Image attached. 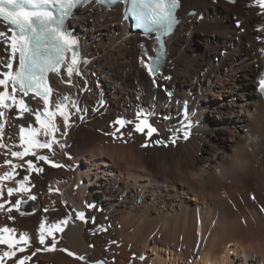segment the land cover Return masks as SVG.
<instances>
[{
	"label": "bare ground",
	"instance_id": "obj_1",
	"mask_svg": "<svg viewBox=\"0 0 264 264\" xmlns=\"http://www.w3.org/2000/svg\"><path fill=\"white\" fill-rule=\"evenodd\" d=\"M121 9L117 5L107 11L93 3L76 10L68 21L78 41L82 77H72L74 86L64 82L71 56L60 76L51 74L50 111L68 97L64 102L70 121L65 127L57 116L59 144L51 151L36 150L65 167L31 155L21 161L0 149V175L11 170L5 159L23 164L11 179L0 181V229L14 230L0 234L29 238L22 257H6L2 264H18L37 247L41 251L25 264H264V96L258 89L264 76V10L256 0H237L235 5L182 0L179 14L199 9L206 17L198 22L184 16L153 77L141 60L150 62L156 41L132 33ZM237 25L246 32L239 34ZM0 31L12 34L1 19ZM197 41L203 44L200 62L190 53ZM222 49L228 50L226 56ZM225 65L229 70L215 75ZM16 96L32 109L43 108L31 93ZM72 102L83 110L77 113ZM185 110L192 121L187 140V129L182 128ZM138 113L150 114L149 123L157 128L152 137L146 129L134 131L142 118ZM14 115L9 110V116ZM120 117L132 122L120 129L123 139L106 135L120 127L114 123ZM10 123L6 132L12 150L22 151L19 126L39 124L34 116ZM176 137L175 144L169 143ZM145 143L148 147L141 146ZM29 159L43 172L28 171ZM21 183L31 191L9 197L7 188L20 189ZM29 196L36 197L40 210L20 216L15 202ZM80 212L84 221L76 218ZM68 217L63 232L54 233L57 250L44 251L38 244L40 225L47 230ZM50 241L46 235L49 246ZM61 248L87 258L76 259ZM7 251L1 244L0 255Z\"/></svg>",
	"mask_w": 264,
	"mask_h": 264
},
{
	"label": "snow or ice",
	"instance_id": "obj_2",
	"mask_svg": "<svg viewBox=\"0 0 264 264\" xmlns=\"http://www.w3.org/2000/svg\"><path fill=\"white\" fill-rule=\"evenodd\" d=\"M102 2V0H97ZM131 7L126 10L125 16L134 17L138 25L142 28L153 30V26H158V30L166 32L171 25L175 22L174 9L177 7V0H130ZM235 2V0H230ZM259 7L264 10V0H256ZM77 0H0V19L11 26V35L6 32L0 31V52L5 53V58L0 59V149H6V154L16 157L24 161V157L33 156L40 161L50 163L53 167L60 168L65 165L53 163L49 160L47 155H37L38 149L52 150L53 145L59 144L56 139V134L60 132V126L56 123L57 116L62 117V123L65 127L69 125L70 115L69 104L64 101L69 100L68 97H62L61 102L55 104V111H50L49 106L52 104L51 97L53 89L47 82L49 73L60 76L62 73V66L66 57V53L71 52V63L66 67V74L68 79L64 81L70 86L72 84V77H82V73L78 67L81 60L78 55V41L62 31L63 19L68 15V10L71 9ZM59 9L63 15L58 19L53 15V11L49 8ZM239 27V25H237ZM158 60L149 58L148 63L144 64L147 71L155 77L159 72ZM18 61V70L14 69V62ZM86 63V61H85ZM61 79L63 77L61 76ZM167 79V77H165ZM10 89V91H9ZM259 91L264 96V76L259 80ZM22 93L24 97L33 94V100L42 103L43 108L32 109L24 99H17L16 93ZM171 96V93H168ZM71 108L75 109L77 113L82 111L75 102L71 103ZM9 110H12L16 115L9 116ZM148 115L146 113H138V117H142L134 125V131L137 133H145L150 138L157 132V128L149 123ZM34 116V123L39 124V128L30 127L28 125L19 126V148L21 150H12L11 138L6 132V128H10L11 119H25ZM168 117H165L167 119ZM82 119V117H81ZM184 121L182 128L187 129L183 132V139L187 140L190 135L192 121L189 117L187 110L184 112ZM115 125H119L114 132L106 133L115 139H123L124 133L120 129L126 127L131 121L118 119ZM179 131V130H177ZM132 135L131 132L128 133ZM39 137H43L41 140ZM50 138V139H49ZM176 138H173L169 143L175 144ZM9 143L6 144L5 141ZM156 144L167 146L164 140H156ZM61 148L64 145H59ZM142 147H148L145 143ZM54 154V153H53ZM4 163L11 166V170L0 175V181L9 180L12 178L13 173L17 167H23V164L14 165L11 159H5ZM27 170L30 172H42V168H36L31 159L26 161ZM24 180L27 181L28 177L25 176ZM19 190L28 191L21 183L20 189L9 187L7 188V195L11 197ZM3 195L2 185H0V197ZM31 200H35V196H30ZM254 199V197H253ZM21 200L15 202V209L17 211L21 208ZM88 207H94L89 204ZM4 208V204L0 203V209ZM12 211V207L8 208ZM46 211V210H45ZM23 214V213H22ZM77 219L84 221V213L80 212L76 216ZM71 220V217L65 218L51 228L45 229V225H40V235L38 244L43 246L46 252L57 250V239L54 235L55 232H63ZM14 230L10 228L0 229V233H12ZM46 235L51 237L50 246L46 243ZM23 243L29 244L27 236H20L19 239L11 235L0 234V244L7 245L10 251L4 252L0 255V264H2L5 257L12 258L16 255V251L12 250L16 245ZM20 252L25 251V247L18 249ZM41 251L40 247L32 253L31 256L24 257L18 261V264H25L30 261L38 252ZM59 251L68 252L67 249H59ZM69 256H75L76 259L85 260L84 256H76L75 253L68 252ZM143 259V257H141ZM103 264V262H98Z\"/></svg>",
	"mask_w": 264,
	"mask_h": 264
},
{
	"label": "rangeland",
	"instance_id": "obj_3",
	"mask_svg": "<svg viewBox=\"0 0 264 264\" xmlns=\"http://www.w3.org/2000/svg\"><path fill=\"white\" fill-rule=\"evenodd\" d=\"M215 4V3H214ZM216 5H218V4H216ZM85 6V5H84ZM83 6V7H84ZM230 13V12H229ZM195 20H196V18H195ZM237 20V19H236ZM198 21V20H197ZM201 21H203V20H200V21H198V22H201ZM234 21V20H233ZM237 28H240V25H239V27H237ZM241 29H245V31L244 32H242V30ZM246 32V28H244V27H242V28H240L239 29V34H244ZM204 37V36H203ZM205 38V37H204ZM197 39H199V38H197ZM232 39H233V37H232ZM235 39V38H234ZM205 40H207L206 38H205ZM247 41V40H246ZM250 42H247V45L249 44ZM196 47H197V49L196 50H193V51H197L198 53H193V51L191 50L190 51V53H192V56H193V58L197 61V62H200L199 60H200V56H204V53L202 52V48H203V44H202V42L201 41H197V43H196V45H195ZM226 51V52H225ZM206 54V53H205ZM221 54L223 55V56H226L227 54H228V50H225V49H222L221 50ZM191 56V57H192ZM215 59H216V61H218L219 59H220V57L217 55V56H215L214 57ZM213 58V59H214ZM194 65V64H193ZM189 66H191L192 67V64L190 63L189 64ZM228 65H225L223 68H220L219 67V70H217L216 72H215V75H219L220 73H223V72H225V71H228L229 69H228ZM209 73V72H208ZM208 73H206V74H208ZM202 74H203V72H202ZM205 74V75H206ZM264 74V72L263 73H261V75H263ZM260 75V76H261ZM97 80L100 82V76L97 78ZM254 86V85H253ZM176 90V89H175ZM173 93H175V92H173ZM170 97V96H169ZM117 119H121V120H125V121H127V119H125L124 117H120V118H117ZM129 125L130 124H128L126 127H129ZM26 167H27V164H26ZM43 172V171H42ZM41 172V173H42ZM30 178V177H29ZM27 184H25V186H26ZM51 186V185H50ZM26 187H28V186H26ZM28 189V192L29 191H31L30 190V188L28 187L27 188ZM55 192L56 193H58V190H55ZM253 197V196H252ZM21 200V202H22V204H21V208H20V210L19 211H17L18 213H19V215L20 216H27V215H30V214H34L35 212H37L38 210H40V208L36 205V203H35V200H31L30 199V196H29V198H23V199H20ZM23 213V214H22ZM94 225V224H93ZM94 233H95V231H94ZM14 238H16V236H13ZM1 245V244H0ZM3 245V244H2ZM20 247H24V244L23 243H20V244H18V245H16L15 246V248L14 249H12V250H14V251H16V255L17 256H19L20 255V257H22L21 255V253L22 252H20L18 249L20 248ZM10 250V249H9ZM5 259H6V257H5ZM5 259L3 260V261H5Z\"/></svg>",
	"mask_w": 264,
	"mask_h": 264
},
{
	"label": "water",
	"instance_id": "obj_4",
	"mask_svg": "<svg viewBox=\"0 0 264 264\" xmlns=\"http://www.w3.org/2000/svg\"><path fill=\"white\" fill-rule=\"evenodd\" d=\"M84 257H85V258H87V256H86V255H84Z\"/></svg>",
	"mask_w": 264,
	"mask_h": 264
}]
</instances>
